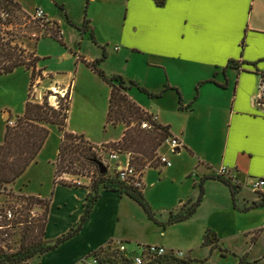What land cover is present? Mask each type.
I'll return each instance as SVG.
<instances>
[{
  "label": "rangeland",
  "instance_id": "rangeland-1",
  "mask_svg": "<svg viewBox=\"0 0 264 264\" xmlns=\"http://www.w3.org/2000/svg\"><path fill=\"white\" fill-rule=\"evenodd\" d=\"M16 1L32 20L35 19L29 13H34L38 8L45 11L46 16L43 22H33L21 17L18 20L15 19L14 25L8 27L10 29L9 37L11 35L16 37L17 44L36 51L40 57L37 69L41 70L37 71L32 86L31 70L18 68L13 72L0 74V144L5 138L6 126L11 125L12 119L16 122L17 117L23 115L28 95L33 101L46 99L53 106H55V102H59L62 96L56 94L57 92L53 90L54 87L49 88L54 80H58L62 86L72 85L68 123L71 121L72 126L77 125L78 130L92 132L95 142L118 139L124 125L112 127L107 123L110 86L83 62L87 58L92 60L100 58L102 56V47L100 46H105L108 58L99 67L110 76L120 74L127 83L134 81L150 91L161 94L159 99L151 98L138 87L132 86L129 95L143 108L156 113L163 123L172 125L173 133L183 132L186 147L195 153L194 155L188 153L184 147H181L179 152H175L168 144L163 145L161 152L170 158L172 167L162 166L157 169L154 167L147 169L142 178V185L145 186L143 196L160 221L168 218L169 208L180 207L184 203H186L184 204L186 208L189 207V201L196 200L200 191L199 180L203 172V162L209 163L213 167L220 165L228 145L225 139V129L229 126V122L224 113L215 107L212 114L209 115L205 113V107L197 106L194 101L200 90V85H197L195 80L202 74L206 66L189 65L185 72H180L174 67L178 64L175 62L173 65H169L170 72L167 74L165 69L158 65L155 68L146 66L147 56L132 55L130 50H125L123 53L124 45L120 42L122 33L111 35L106 32L108 15L112 14L110 19L113 21L115 29H119L124 23L125 6L122 5L123 3L119 4L112 0L108 3H102L100 0ZM84 16L90 20H92L91 17L94 18L98 27L97 30L95 29V38L97 39V32L99 38L104 39L105 43L95 44L88 32L83 33L80 30L83 27ZM91 22L95 26L94 22ZM54 35H58L59 39ZM37 38H40L38 43ZM69 53L71 56L68 55ZM216 71H220L219 74H222L221 70L216 69ZM229 76L233 79L232 89L222 91V94L226 95L220 99L222 105L230 107L229 101L231 103V97L234 94L233 85L237 77L236 71H229ZM251 78L252 74L246 75V79ZM171 83L183 87L181 90L175 86L179 88L180 96L173 89L164 90V87L172 85ZM55 88L62 91L58 86ZM68 90L69 88L64 91V94ZM253 99L257 107L264 108L257 103L256 97ZM191 102H193L192 106ZM6 111H9L10 114ZM48 129L49 137L37 155L36 161L25 170L14 186H9L8 190L0 192V211L7 207L18 208L23 205L22 195L25 194H21L19 191L27 194L33 193V195L39 191H43L44 194L52 192L56 155L62 134L55 125L49 126ZM83 135L87 136L85 133ZM180 136L182 135L180 134ZM231 149L230 145L228 155ZM103 156L108 159L109 154L104 153ZM119 160L125 164L124 155L119 157ZM255 163L256 161L252 162V164ZM75 164L79 174L67 173L61 176L71 179H87L88 181L90 178V185L99 179L92 166L84 169L77 166V162ZM110 164L108 176L116 177L113 168L115 161L111 160ZM249 175L243 174L241 177L243 188L239 187L240 191L237 194L239 201L243 197L254 198L258 201L260 194L263 193L260 190L250 189L247 182L258 176L251 174L250 177ZM224 177H229L228 170ZM9 189L13 195L8 193ZM204 190L203 207L198 208V216L193 220L171 226H161L149 219L142 207L139 206V208L137 203L130 201L129 211L133 214L138 211L139 217L133 225L129 218L128 223H125L123 227L128 228V232L132 231V227H134V232L137 235L146 239H156V243L158 242L160 245L184 251V258L190 256L193 260L190 264H236L237 261L232 255L222 258L216 249L211 251L209 245L213 244H216L218 249H223L214 236L211 235L207 239V245H204L205 237L202 233V223L210 212V208L213 207V201L225 202L229 200L232 203L231 190L227 185L213 181L205 185ZM43 200L45 199L43 198ZM249 201L240 203L247 205L250 203ZM32 210L29 219L33 223H38V219L43 216V206L41 204L34 205ZM127 224L128 226H126ZM24 227L23 223L13 226L9 224L7 234H4L5 240L2 243L5 251L13 252L19 249ZM37 232L38 229H35L34 233ZM126 247L128 252H132L134 249L137 252L141 251L135 242H127ZM195 259L200 262L197 263Z\"/></svg>",
  "mask_w": 264,
  "mask_h": 264
},
{
  "label": "crops",
  "instance_id": "crops-1",
  "mask_svg": "<svg viewBox=\"0 0 264 264\" xmlns=\"http://www.w3.org/2000/svg\"><path fill=\"white\" fill-rule=\"evenodd\" d=\"M100 1L108 3L110 0ZM112 1L123 3L122 5L125 6L124 23L119 29H115L113 21L110 19L112 14H110L106 20V32L111 35L122 33L120 42L124 45L123 53L125 50H130L132 55L147 56L146 66L155 68L158 65L163 67L167 74L170 72L169 65H173L175 62L178 64L174 67L180 72H185L189 65L206 66L202 74L195 80L197 85H200V90L194 101L197 106L205 107V113L209 115L212 114L215 107L219 108L226 116L229 126L225 129V139L228 145L222 163L217 167H213L209 163H202L203 172L200 178H207L204 181V189L205 185L212 181L224 184L218 179L210 177L217 175L218 170L226 166H228L227 170L231 181L237 187L243 188L241 182L243 174L264 177V108L257 107L253 99L258 96L256 92L264 76V0H165L162 6L156 5L154 0ZM29 14L33 15L34 13ZM91 18L92 20L84 16V19L90 21V28L95 38V29L97 30L98 27L94 18ZM90 28L86 30L89 35ZM96 37L95 44L105 43L104 39L99 38L97 32ZM68 55L71 56L70 53ZM86 60L92 61L90 58ZM216 69L221 70L222 74L220 75L221 72ZM231 70L236 71L237 77L233 85L234 94L231 97V103L229 101V107L222 105L220 97L226 95L222 94V91L232 89L233 79L229 76ZM247 74H252V78L246 79ZM171 84L167 86L179 87L183 90L181 85ZM55 86H58L63 92L72 87L71 84L62 86L58 80H54L49 88ZM179 88L177 89L179 90ZM130 90L128 96L134 100L129 95ZM160 97L161 95L158 98H151L159 99ZM137 103L141 105L139 102ZM148 112L156 115L161 124L170 125L163 123L156 113ZM170 126L172 127V125ZM77 127V125L72 126L71 121L66 126L68 131L77 134L85 133L86 138L97 146L118 141L123 133L122 126V133L118 139L95 142L92 132L78 130ZM171 127L172 137L180 141L179 150L176 152L184 147L188 153L194 155L195 153L186 147L183 132L180 133L182 135L180 136V134L173 133ZM165 144L163 143L164 146ZM230 145L232 149L228 155ZM161 156H166L170 160L163 152H161ZM254 161L256 163L252 164ZM170 166L172 167V163ZM144 174H142V178ZM79 180L82 183L80 186H76L74 183V185L59 184L54 181V187L50 194L39 191L33 195V193L27 194L19 191L27 196H40L49 199L46 240L51 241L63 235L80 220L83 214V204L89 192L90 180ZM238 189L240 190V188ZM143 190H145V186H143ZM237 197V207L234 205L233 199L232 203L229 200L225 202L213 201V207L210 208V212L202 223L203 236L205 237L208 230L212 232L223 249H218L216 244L209 245V247L211 251L216 249L222 258L232 255L237 261L236 264H264V206L241 210L246 206L250 207L255 199L243 197L239 201ZM248 200L250 203L247 205L240 203L242 201L246 203ZM130 201L141 207L136 200L117 191L100 189L98 201L79 234L71 237L59 247L33 257L26 264H78L88 254L106 246L110 241L121 240L126 243L135 242L137 245H160L158 242L156 243V239H146L137 235L134 232V227L129 232L128 228L123 227L125 223H128L129 218L133 225L139 217L138 211H135V214L129 211ZM193 201L194 199H191L190 203ZM184 204L180 207L169 208L168 215L171 211H178ZM200 207H203V199L189 220L198 216ZM166 220L167 218L161 222ZM188 258L192 263L191 257Z\"/></svg>",
  "mask_w": 264,
  "mask_h": 264
},
{
  "label": "trees",
  "instance_id": "trees-1",
  "mask_svg": "<svg viewBox=\"0 0 264 264\" xmlns=\"http://www.w3.org/2000/svg\"><path fill=\"white\" fill-rule=\"evenodd\" d=\"M154 2L156 5L162 6L165 0H154ZM21 17L32 20L30 15L24 12L16 0H0V74L10 73L18 68L31 70L32 86L37 71L41 70L37 69L40 57L35 50L31 51V49L17 44L16 37L13 35L9 37L10 29L8 27L14 25L15 19L18 20ZM32 21L43 22L44 20ZM90 26V21L84 19L83 27L80 30L84 33ZM89 30L90 36L95 42L92 29L90 28ZM54 37L59 39L58 35H54ZM39 39L37 38V43ZM106 58L107 52L105 47L102 46V56L100 58L92 61L84 60L83 62L110 86L107 123L109 126L124 125L122 136L118 141L109 143V145L108 143L103 144L99 148L97 145L92 144L83 134L67 130L69 109L71 108V88L65 93L64 97H60L58 107L51 105L46 99L43 101H33L28 95L23 115L17 117L14 125L6 126L5 138H3V142L0 144V192L8 190L9 186H13L25 170L36 161L37 155H39L46 139L49 137L48 127L52 125L57 126L62 134L58 154L56 155L54 181L56 183L59 182V184L74 185L66 180H61L63 177L61 175L67 173L79 174L75 167V162H77V166L84 169L92 166L96 170L99 179L90 185L86 201L83 204V214L80 220L75 225H72L66 233L51 241L45 239L49 199L43 200L40 196L22 195V200H24L25 204L23 203L18 208H12L14 210V218L5 219L0 223V227H2L0 228V264H26L33 257L51 251L71 237L77 236L86 220L91 216L93 207L100 196V189L102 188L107 189V191H117L136 200L148 218L161 226H170L189 220L196 212L197 207L200 206L205 192L204 181L207 178H200L198 197L191 203L189 201V207L183 206L178 211L169 212L167 220L161 222L156 218L150 204L143 196V185L139 186L131 180L123 181L118 177L116 171H114L116 177L108 176L109 169L104 173L101 172L98 163L102 162L101 160L104 158L103 154L117 151L120 155L128 157L129 163L139 173L140 178H142V174H144L147 168L154 167L157 169L165 166L160 162V152L163 143H165L169 136H172L170 131L171 126L158 122L156 115L146 111L128 96V91L132 86H136L149 97L158 98L161 94L152 93L134 81L127 83L120 74L110 76L99 67ZM166 89H173L178 93V96L181 95L177 88L165 86L164 90ZM64 100L66 101L64 102ZM145 124L146 126H144ZM210 178L218 179V181H221L230 188L234 205L237 207L236 197L240 190L231 181L230 177L226 178L217 174ZM9 190L8 193L13 195L11 189ZM38 204L43 206V216L38 219V223H33L29 218H31L33 206ZM263 206L264 193H261L258 201H253L250 207L246 206L241 210L255 209ZM17 223L25 225L20 247L13 252L5 251L2 246L5 240L4 234H7L9 224L13 226ZM35 229H38L37 233H34ZM211 235L212 232L208 230L203 240L204 245H207V239ZM88 256L96 257L98 260L97 264H134L132 254L121 251L117 241H110L106 246L104 245L86 257ZM144 259L145 264L190 263L188 257L177 258L169 255L144 256Z\"/></svg>",
  "mask_w": 264,
  "mask_h": 264
},
{
  "label": "built area",
  "instance_id": "built-area-1",
  "mask_svg": "<svg viewBox=\"0 0 264 264\" xmlns=\"http://www.w3.org/2000/svg\"><path fill=\"white\" fill-rule=\"evenodd\" d=\"M45 11L42 8H38L34 14L32 15L33 19L35 20H43L45 19ZM59 93L62 97L65 96L64 92L59 91ZM257 103L261 106H264V78H262L261 82L259 83L258 88V96H257ZM59 102H55V106H58ZM11 125H14V121L12 120ZM146 126V124L144 125ZM166 144L170 146L172 151H175L180 147V141L177 138H174L172 136H169L166 141ZM121 155L117 151H112L109 154L108 159L102 158V162L110 169L111 164L110 161H115V164L113 165L114 170L116 171V174L120 179L123 181L131 180L135 184L141 186L142 185V178H140L139 173L135 170V168L129 163L128 157H125V164L122 163L119 160V157ZM160 162L163 163L165 166H170L171 162L168 160L166 156H161ZM227 173V168H222L218 171V174L220 176H224ZM63 180L69 181L71 183H74L76 186H80L82 183L79 179H70L67 176L62 177ZM90 180V178H88ZM248 186L253 191H262L264 193V177H258L253 178L251 181L248 182ZM14 218V210L11 207H7L4 210L0 211V223H2L5 219H12ZM2 228V227H0ZM119 248L123 252H128L126 247V242L123 241H117ZM139 248H141L140 252L134 251L132 252V258L134 264H145L144 256H162V255H169L177 258H184L185 254L182 250H175V249H169L168 247H165L163 245H153V244H140L137 245ZM130 253V252H129ZM98 260L96 257L88 256L84 257L80 264H97Z\"/></svg>",
  "mask_w": 264,
  "mask_h": 264
},
{
  "label": "water",
  "instance_id": "water-1",
  "mask_svg": "<svg viewBox=\"0 0 264 264\" xmlns=\"http://www.w3.org/2000/svg\"><path fill=\"white\" fill-rule=\"evenodd\" d=\"M6 112L9 113V111H6ZM176 151H178V149H176L175 152ZM98 166H99V168H100V170H101L102 173L108 171L107 166L103 162L98 163Z\"/></svg>",
  "mask_w": 264,
  "mask_h": 264
},
{
  "label": "bare ground",
  "instance_id": "bare-ground-1",
  "mask_svg": "<svg viewBox=\"0 0 264 264\" xmlns=\"http://www.w3.org/2000/svg\"><path fill=\"white\" fill-rule=\"evenodd\" d=\"M54 91L59 92L57 88L54 87ZM54 98V96H52ZM56 100V99H55Z\"/></svg>",
  "mask_w": 264,
  "mask_h": 264
}]
</instances>
